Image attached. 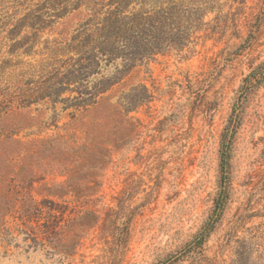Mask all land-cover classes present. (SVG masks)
<instances>
[{
	"label": "rangeland",
	"instance_id": "rangeland-1",
	"mask_svg": "<svg viewBox=\"0 0 264 264\" xmlns=\"http://www.w3.org/2000/svg\"><path fill=\"white\" fill-rule=\"evenodd\" d=\"M64 1L0 0V264H264V0H102L127 12L170 1L188 41L101 67L120 76L103 97L128 123H112L96 185L74 173L82 190L61 196L77 164L52 161L61 145L45 140L82 139L94 109L73 118L60 101L73 94L27 95L74 55L68 44L90 17L83 6L58 14ZM222 189L218 218L195 246ZM27 203L40 210L25 216Z\"/></svg>",
	"mask_w": 264,
	"mask_h": 264
},
{
	"label": "trees",
	"instance_id": "trees-1",
	"mask_svg": "<svg viewBox=\"0 0 264 264\" xmlns=\"http://www.w3.org/2000/svg\"><path fill=\"white\" fill-rule=\"evenodd\" d=\"M69 2L66 0L63 5L57 6L58 14L69 12L71 9L78 10L83 6L90 16L79 27L77 33L71 37L68 44L67 49L74 55L56 62L46 75L28 90L27 95L29 98L47 97L52 103H56L58 97L63 93L73 94L71 98L66 97L60 100L63 110L72 109L73 118L76 117L75 113L85 114L94 109V113L88 121L83 123L82 139L75 133L69 132L57 134L53 138L45 140L47 145H51L52 148L54 145H61L60 148L58 146V151L53 150L54 152L49 154L52 161L73 160L77 164L76 171L71 168L65 169L66 181L57 185L61 196L68 190L70 191L71 187L79 186L80 190V186L83 184L87 189L96 185L98 171L102 169L107 158V140L110 137L109 129L112 123H128L124 113L119 109L121 105L111 103L109 97H103L120 76L103 77L100 74L101 67L108 66L117 59L127 67L134 61L150 58L173 45L182 48L188 41L185 31L174 25L176 23L175 14L179 12L175 6L171 5L170 1H167L169 3L167 6L141 8L130 12H127L128 3L121 5L118 3L114 8H111L112 3H104L102 0ZM263 69L264 63L260 66L259 74ZM90 78H94V81ZM257 78L258 75H254L252 80L255 81ZM248 80L249 76H246L244 82ZM43 142L41 140L40 144ZM32 154L28 156V159L33 156ZM74 173L78 176L79 181H83L82 185H80L81 183L74 185L72 180ZM20 176L23 182L31 179L29 172ZM17 184L16 194H19L21 186L19 183ZM74 195L76 200L80 201L84 194L77 191ZM222 203L223 189L215 199L212 214L194 237L193 245L200 246L205 241L218 218V211L221 209ZM14 207L16 211L19 208L17 205ZM32 210L40 209L34 203H27L22 208L25 216H28ZM29 229L31 231L28 235L36 240L37 233L31 228ZM47 239L51 240L49 237ZM41 244H45V242ZM61 246L65 247L66 245L61 244ZM64 253L66 252L64 251Z\"/></svg>",
	"mask_w": 264,
	"mask_h": 264
}]
</instances>
